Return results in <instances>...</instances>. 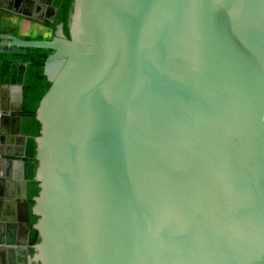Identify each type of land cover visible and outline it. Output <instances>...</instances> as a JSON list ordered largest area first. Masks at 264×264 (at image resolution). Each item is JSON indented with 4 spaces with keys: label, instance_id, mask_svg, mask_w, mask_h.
Returning <instances> with one entry per match:
<instances>
[{
    "label": "water",
    "instance_id": "1",
    "mask_svg": "<svg viewBox=\"0 0 264 264\" xmlns=\"http://www.w3.org/2000/svg\"><path fill=\"white\" fill-rule=\"evenodd\" d=\"M9 21L0 11V30ZM53 32L0 33V56L52 50L36 109L34 245L27 136L11 113L23 85L17 108L0 99V166L16 160L20 185L0 184V205H18L24 230L0 240V258L264 264V0H74L70 37L62 22Z\"/></svg>",
    "mask_w": 264,
    "mask_h": 264
},
{
    "label": "trees",
    "instance_id": "2",
    "mask_svg": "<svg viewBox=\"0 0 264 264\" xmlns=\"http://www.w3.org/2000/svg\"><path fill=\"white\" fill-rule=\"evenodd\" d=\"M74 0H54L57 7L55 19L50 23V35L52 37L56 25L63 23L65 35L69 38L70 13L73 9ZM52 52L48 48H28L26 53H8L4 57L2 71L4 78L9 82L23 85V110L21 111V131L27 136L24 154V176L28 183V206H29V244L34 245L40 240L38 230L33 227L39 215L32 212L34 197L40 190L39 181L35 178L38 159L36 157V137L40 134L41 123L36 118V109L40 99L48 90L51 81L44 73V63ZM34 252V249H33Z\"/></svg>",
    "mask_w": 264,
    "mask_h": 264
},
{
    "label": "crops",
    "instance_id": "3",
    "mask_svg": "<svg viewBox=\"0 0 264 264\" xmlns=\"http://www.w3.org/2000/svg\"><path fill=\"white\" fill-rule=\"evenodd\" d=\"M39 3H41L40 5H43V7L34 8L35 4L18 3V0H0V11H4L11 19V21L3 26V30H0V33H11L22 38H30L27 37V34L30 32H39L43 33V37L41 38H47L51 32L49 25L55 19L57 7L54 5V1L53 5L46 4L45 0L39 1ZM12 102L13 101H10V104H13ZM11 113L20 114L21 112L11 111ZM12 127V122L10 121L9 123L7 120L4 132H10ZM7 142L10 143V139ZM11 145L12 148L10 151L15 153L16 143L12 141ZM8 161L9 160H5L2 166H0V184L5 185L8 180H12L15 183L14 189L16 193H19L20 185L16 179L18 173L17 161ZM16 200L18 199L16 198ZM17 208L18 205H10L9 203H4L2 200L0 205V240L13 239L16 242L24 240L23 224L19 218V213L15 210ZM13 246L19 245L15 244ZM0 260L1 264H32V259L28 252H18L15 250H7L1 255Z\"/></svg>",
    "mask_w": 264,
    "mask_h": 264
},
{
    "label": "flooded vegetation",
    "instance_id": "4",
    "mask_svg": "<svg viewBox=\"0 0 264 264\" xmlns=\"http://www.w3.org/2000/svg\"><path fill=\"white\" fill-rule=\"evenodd\" d=\"M6 54H8V53H3L0 56V95H1L0 99L4 103L7 100H9V102L13 101L12 102L13 104H10L8 102L9 110H11L12 108H17L16 103H17V96H18L19 91L15 88L14 85L19 84V83L9 82L4 78L5 74L2 71V66H3V62H4L3 59H4ZM2 134L4 135L5 132H3ZM32 252H33V250H32ZM32 264H36V262L34 260H32Z\"/></svg>",
    "mask_w": 264,
    "mask_h": 264
},
{
    "label": "rangeland",
    "instance_id": "5",
    "mask_svg": "<svg viewBox=\"0 0 264 264\" xmlns=\"http://www.w3.org/2000/svg\"><path fill=\"white\" fill-rule=\"evenodd\" d=\"M27 37H30L31 39L41 38V37H43V33L30 32L29 34H27Z\"/></svg>",
    "mask_w": 264,
    "mask_h": 264
}]
</instances>
